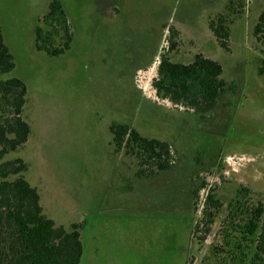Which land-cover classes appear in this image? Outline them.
<instances>
[{"label":"rangeland","instance_id":"374dc122","mask_svg":"<svg viewBox=\"0 0 264 264\" xmlns=\"http://www.w3.org/2000/svg\"><path fill=\"white\" fill-rule=\"evenodd\" d=\"M50 1L0 0L14 61L5 77L25 83L30 125L3 160L26 163L47 217L82 223L80 264H253L229 202L242 186L247 205L264 203V52L252 35L264 0H59L73 39L57 56L34 41ZM217 16L229 27L227 49L208 24ZM198 53L221 64L230 86L204 114L158 98L151 84L160 55L188 63ZM113 123L168 142L173 165L138 173L146 165L115 150ZM232 154L261 157L236 173L223 162Z\"/></svg>","mask_w":264,"mask_h":264},{"label":"trees","instance_id":"16d2710c","mask_svg":"<svg viewBox=\"0 0 264 264\" xmlns=\"http://www.w3.org/2000/svg\"><path fill=\"white\" fill-rule=\"evenodd\" d=\"M208 24L219 45L227 49L226 20L217 16ZM34 35L36 50L49 56H57L70 48L73 33L59 0L49 2L47 11L35 26ZM252 35L264 52V8L253 25ZM173 44L171 42L170 50ZM13 68V56L4 43L0 25V264H80L82 223L73 222L65 227L47 217L37 188L24 176L26 163L22 158L3 160L7 153L20 148L30 133V125L23 117L26 85L18 77H5ZM222 71L218 61L200 53L188 63L174 62L167 54H162L157 77L151 84L158 98L204 114L214 110L230 90ZM258 72H264V59L260 61ZM225 103L228 105L229 100ZM110 131L116 151L124 149L138 160L139 166L146 165V169L140 168L138 173L153 174L173 165V154L165 140L144 136L122 123L111 124ZM249 192L250 189L239 187L240 196L229 202L230 219H237L236 227H241L247 241L253 244V264H264V203L258 200L254 205H247L243 196ZM207 199L214 210L221 206L212 192ZM208 215L213 217L214 213L211 211ZM210 219L208 217L207 221Z\"/></svg>","mask_w":264,"mask_h":264},{"label":"built area","instance_id":"2783aa9c","mask_svg":"<svg viewBox=\"0 0 264 264\" xmlns=\"http://www.w3.org/2000/svg\"><path fill=\"white\" fill-rule=\"evenodd\" d=\"M261 155H245V154H232L226 155L223 162L230 166V170L233 172H238L242 167H245L248 163L254 162L259 159Z\"/></svg>","mask_w":264,"mask_h":264},{"label":"crops","instance_id":"0c3cea01","mask_svg":"<svg viewBox=\"0 0 264 264\" xmlns=\"http://www.w3.org/2000/svg\"><path fill=\"white\" fill-rule=\"evenodd\" d=\"M245 168H246V167H243L241 170H244ZM241 170H240V171H241ZM236 173H237V172H236ZM245 177H246V181H248V178H249V177H248L247 175H245ZM247 184H248V183H247Z\"/></svg>","mask_w":264,"mask_h":264}]
</instances>
